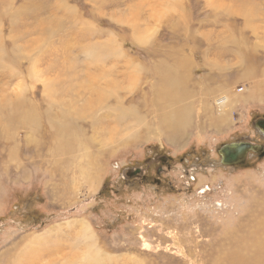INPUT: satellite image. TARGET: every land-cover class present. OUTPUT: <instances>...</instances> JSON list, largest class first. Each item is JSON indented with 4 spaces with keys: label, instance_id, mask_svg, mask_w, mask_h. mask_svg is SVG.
Returning <instances> with one entry per match:
<instances>
[{
    "label": "rangeland",
    "instance_id": "1",
    "mask_svg": "<svg viewBox=\"0 0 264 264\" xmlns=\"http://www.w3.org/2000/svg\"><path fill=\"white\" fill-rule=\"evenodd\" d=\"M258 119L264 0H0V264H264Z\"/></svg>",
    "mask_w": 264,
    "mask_h": 264
},
{
    "label": "bare ground",
    "instance_id": "2",
    "mask_svg": "<svg viewBox=\"0 0 264 264\" xmlns=\"http://www.w3.org/2000/svg\"><path fill=\"white\" fill-rule=\"evenodd\" d=\"M163 73H161V74H163ZM161 78H163V83H164V77H161ZM180 83H182V77L176 71H174L172 69L166 70L165 84H164V88H163L164 94L163 95L166 97L172 96L174 91L177 89V87L181 86ZM161 93H162V91H161ZM226 98L227 97H223V98H218L216 100V105H217V108L219 111L218 121L224 119L225 116H227L226 114H227V111L229 110V105H228V100ZM235 98H236V96H235ZM181 116H183V115H181ZM181 120L183 122L184 118H182ZM217 126H218V124H217ZM85 227L86 228H84L82 232L78 233V238L81 240V243L83 244V250L81 251L80 256H79V260L81 262L83 261V258H86V260H89V261L91 258H98V255L95 252V249L91 244V241L93 240L94 236H93V234H91V232L87 231V228H88L87 224L85 225ZM232 261H236V260H232Z\"/></svg>",
    "mask_w": 264,
    "mask_h": 264
},
{
    "label": "water",
    "instance_id": "3",
    "mask_svg": "<svg viewBox=\"0 0 264 264\" xmlns=\"http://www.w3.org/2000/svg\"><path fill=\"white\" fill-rule=\"evenodd\" d=\"M249 152L260 153V155L264 154L261 146L254 145L246 141L225 143L218 149L220 162L223 165L241 164L244 162L246 155Z\"/></svg>",
    "mask_w": 264,
    "mask_h": 264
},
{
    "label": "flooded vegetation",
    "instance_id": "4",
    "mask_svg": "<svg viewBox=\"0 0 264 264\" xmlns=\"http://www.w3.org/2000/svg\"><path fill=\"white\" fill-rule=\"evenodd\" d=\"M257 124H258V126L260 127V128H263L264 127V119H258L257 120V122H256ZM261 134H263L264 135V132H262ZM260 145V144H259ZM262 148V147H261ZM263 149V148H262ZM259 154L260 153H257V155L259 156ZM249 155V154H248ZM246 157H247V155H246ZM246 159V158H245ZM161 162L162 163H166L167 161H165V158L164 159H162L161 160ZM160 168L158 169V172H160ZM129 172V176H130V178H129V181H132V180H134V179H136V180H138V179H142V176H141V170L140 169H131V170H129L128 171Z\"/></svg>",
    "mask_w": 264,
    "mask_h": 264
},
{
    "label": "crops",
    "instance_id": "5",
    "mask_svg": "<svg viewBox=\"0 0 264 264\" xmlns=\"http://www.w3.org/2000/svg\"><path fill=\"white\" fill-rule=\"evenodd\" d=\"M82 228H83V229L86 228V227H85V224H84L83 221H82ZM87 231L91 232L89 228H87ZM91 234H92V232H91ZM95 259H96L97 261L100 260V258H95Z\"/></svg>",
    "mask_w": 264,
    "mask_h": 264
}]
</instances>
